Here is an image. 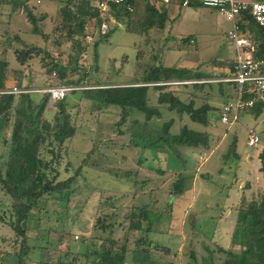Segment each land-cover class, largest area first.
Here are the masks:
<instances>
[{"label": "rangeland", "instance_id": "rangeland-1", "mask_svg": "<svg viewBox=\"0 0 264 264\" xmlns=\"http://www.w3.org/2000/svg\"><path fill=\"white\" fill-rule=\"evenodd\" d=\"M12 1L0 0V61L8 63L4 71L5 92L26 91L39 102L42 99L40 93L46 94L47 89L62 86V83L68 80H77L83 76L84 70L89 74L87 81L91 79L99 84L125 87L131 85L134 77L139 79L143 71L154 65L186 69L208 77L203 78L207 79L203 81L213 84H206L201 90L193 89L191 84L174 86V82L162 92L170 91L184 102L194 95L199 99L197 106L206 102L211 109L221 108L223 98L218 94V84L215 83L219 82L220 77L228 74L229 65L235 61L236 47L228 35L233 29V24L216 8L203 6L201 0L200 4L191 7L182 6L178 2L159 6L162 11H166L168 17L165 27L163 30L152 29L142 37L128 33L123 22H112L108 37L99 38L94 21L87 19L84 37L79 40L82 47L80 53L76 51L72 41L66 38L61 27L62 5L59 0H29L27 3L36 17L43 14L47 16L39 25L43 35L32 34L22 7L16 11L12 10ZM139 11L142 12V8ZM189 36L195 39V45L183 42L184 38ZM96 41L98 44L95 53ZM27 48L34 50L31 51L30 58L20 65L16 55ZM37 50L40 52L36 54ZM73 57L78 59L77 71L66 72L65 79L61 81L51 67L58 62L65 66ZM89 86L91 89L107 87ZM75 88L88 89L82 85ZM222 88L227 93L234 92V85L225 84ZM149 91L150 101L156 105L158 93L151 89ZM79 96V91L67 94L70 99H78ZM89 106V101L86 100L79 107L80 113L83 114L82 120L74 117L76 126L81 124L82 130L66 143L57 171L59 180L72 177L75 169L83 164L85 155L91 150H96L92 154L94 158L89 159L90 169L82 168L72 184L73 192L65 223L60 224L54 213L58 205L53 206L50 203L46 207L48 214L42 210L43 219L40 220L37 230L33 228V222H29L26 244L32 249L24 264H39L40 259H46L47 256L56 258L58 255L54 248L41 250L44 256L40 255L39 249L48 241L55 244L58 235L65 237L57 244L58 249L63 252L66 249L77 252L81 250V246L88 244L89 236L94 235L93 226L98 217V202L108 195L107 192L128 190L126 187H118L117 181L105 176L104 172L110 171L111 174L118 175L131 168L138 170L141 176L157 177L153 173L154 170L137 164L138 157L141 161L144 159L142 164H151L154 168L171 167V162L181 166L172 158L164 160L160 155L155 159L147 151L139 156V152L133 148L128 149L125 146L129 144L127 138L110 128L117 118L102 115L96 120L97 116L92 114V118L88 115ZM55 107L49 99L47 110L52 113H47L46 118L50 119ZM162 112V121L178 119L177 115L167 112V105ZM135 117L141 118L139 114H135ZM238 117L237 121L230 124H221L210 119L209 125L204 128L191 123L187 116H183L181 124L207 134L209 146L206 150H199L198 154L182 150L187 156L188 167L196 170L195 180L186 194L173 200L172 219L163 220V223L169 225V231L163 237L153 238L170 249L169 256L159 257L163 262L188 264L187 256L192 249L197 257L196 264H200V258L207 256L209 252L214 253V262L220 263L225 255L218 254L219 249H228L233 253L243 250L241 246L232 244L230 239L238 211L246 207L252 196L260 199L264 194L260 176L256 171L249 172L251 163L257 162V155L264 152V110L258 117L250 112H241ZM161 123L158 122L156 127L161 126ZM178 128L175 125L172 133H177ZM249 129H253L260 138L255 147L247 146ZM121 143L127 150L119 149ZM232 147L239 155V160L230 153ZM3 152L0 141V153ZM98 153L102 155L101 158ZM118 154L125 155L126 160L120 163ZM44 157L50 160L51 155L44 152ZM258 164L260 165L259 162ZM83 174L88 176L86 179H91L92 183L84 181ZM160 179L165 189L171 179H168V176ZM167 197L165 189L160 195L159 203H164ZM10 212L11 199L0 189V264H18L16 256L21 248V238L11 229ZM55 226L57 232H47L49 227Z\"/></svg>", "mask_w": 264, "mask_h": 264}, {"label": "trees", "instance_id": "trees-1", "mask_svg": "<svg viewBox=\"0 0 264 264\" xmlns=\"http://www.w3.org/2000/svg\"><path fill=\"white\" fill-rule=\"evenodd\" d=\"M28 1L13 0L12 10L16 11L22 7L29 30L32 34L43 35L39 25L47 16L43 14L36 17L27 6ZM59 2L62 5L61 27L66 38L72 41L79 53L82 50L79 40L84 37L87 19L94 21L99 38L108 37L112 22H123L128 33L142 37L152 29L163 30L168 19L166 11H162L154 0H125L123 4L112 6L106 19L108 31L100 35L102 20L95 8V0H59ZM254 2L264 3V0ZM198 4H200L199 0H190L188 6ZM140 8L142 12L139 11ZM235 24L239 34L248 39L254 47L253 55L259 57L264 54V29L252 19L249 12L241 11L235 19ZM183 42L194 45L196 43L190 36L184 38ZM97 44L96 41L95 53ZM33 50L27 48L17 54V62L23 65L30 58ZM39 52L37 50L36 54ZM77 62L78 59L73 57L65 66L59 62L55 63L51 70L63 81L66 72L77 71ZM7 65L6 61H0V141L4 150L0 153V189L11 199V229L21 238V248L16 256L17 263L24 264L32 249L26 244L29 222L32 221L33 228L37 230L40 220L43 219L42 210L48 214L46 207L50 203L53 206L58 205L54 213L60 224L65 223L73 192L72 184L76 176L80 175L82 168L90 169L89 159L94 158L92 154L96 150L94 152L91 150L85 155L83 164L75 169L72 177L59 180L57 171L62 158L61 152L65 150L66 143L82 130L81 124L76 126L74 117L77 116L82 120L83 114L80 113L79 107L87 100L90 104L88 113L90 117L97 116L96 120L102 115L117 118L110 128L127 138L129 144L125 146L128 149L133 148L137 153L139 152V156L147 151L155 159L160 155L164 160L172 158L181 166L178 167L176 162H171V167L154 168L151 164H142L144 159L141 161L138 157L137 164L154 170L153 173L157 177L141 176L138 170L131 168L118 175L111 174L110 171L104 172L105 176L117 181L118 187H126L128 190L110 192L111 194L107 192L108 195L98 202L96 206L98 217L93 226L94 235L89 236L88 244L81 246V250L60 251L57 244H60L65 237L58 235L55 244L48 241L39 249L40 255L44 256L41 250L48 251L49 248H54L58 256L56 258L47 256L46 259H40L39 264H173L172 261L165 263L159 259L162 256H169L170 249L154 241L153 238L163 237L169 231V225L163 223V220L172 219L173 200L186 194L195 180L196 170L188 167L187 156L182 150L198 154L199 150H206L209 146L207 134L181 124V120L183 116H187L191 123L205 128L209 125L210 119L221 123V108L211 109L206 102L197 106L199 99L194 95L184 102L170 91L166 93L162 91L174 82L185 81H192L191 87L201 90L206 84H213L203 81L207 80L203 78L208 77L186 69L152 65L148 70L143 71L139 79L134 77L130 86L115 87L112 86L114 84H99L91 79L87 81L89 74L84 70L83 76L77 80H68L62 83V86L56 87L80 85L86 88L90 87L89 85L107 87L71 91H79V98L70 99L67 95L64 96L62 100L54 103L55 112L48 119L47 113H52L47 110L48 94L40 93L42 99L37 102L32 94L26 91L5 92L4 71ZM229 66L228 74L219 79L234 74V62ZM215 84H218V94L223 98V104L236 97L235 84L223 82ZM225 84L234 85V92L231 94L225 92L222 88ZM150 89L158 93L156 105L150 101ZM243 98L248 100L254 98V95L245 94ZM165 105L167 112L177 115V120L170 118L162 121ZM263 110L264 102L256 101L251 108H246L242 112H250L258 117ZM135 114H139L141 118H136ZM160 121L161 126L156 127ZM175 125L179 127L178 132L172 133ZM119 149L127 150L122 143ZM44 152L51 155L50 160L44 157ZM230 153L239 160V155L235 153L233 147ZM258 156L264 189V152ZM98 157L101 158L102 155L98 153ZM118 160L121 163L126 160V156L118 154ZM164 176H168L171 181L165 188L168 193L166 201L159 203L160 195L165 190L160 178ZM87 177L82 175L84 181L92 183L91 179H86ZM50 230L57 232L56 226L49 227L47 232ZM230 242L241 246L243 250L240 253H233L228 249H219L218 254L225 255L220 263H215L214 253L209 252L207 256L200 258V264H264V194L260 199L252 196L246 207L238 211ZM187 257L188 264H196L197 257L192 249L189 250Z\"/></svg>", "mask_w": 264, "mask_h": 264}, {"label": "built area", "instance_id": "built-area-1", "mask_svg": "<svg viewBox=\"0 0 264 264\" xmlns=\"http://www.w3.org/2000/svg\"><path fill=\"white\" fill-rule=\"evenodd\" d=\"M158 6H168L173 3H181L188 6L190 0H154ZM125 0H95V8L102 20L99 34L104 35L108 31L106 19L112 6L123 4ZM205 7L216 8L220 13L226 15L232 22L233 29L228 33L229 38L236 47V57L234 61V74L218 80L223 83L236 85L237 95L221 107V124L235 122L238 114L246 108H251L256 101L264 102V54L255 57L254 47L251 42L238 32L235 19L241 11H248L252 19L264 29V3L262 2H240L237 0H201ZM191 82H181L176 84H190ZM76 90L72 86L54 87L46 90L51 102L56 103L63 99L69 92ZM245 94H253L254 98L244 99ZM260 141L259 136L253 130H248L247 146L255 147Z\"/></svg>", "mask_w": 264, "mask_h": 264}, {"label": "crops", "instance_id": "crops-1", "mask_svg": "<svg viewBox=\"0 0 264 264\" xmlns=\"http://www.w3.org/2000/svg\"><path fill=\"white\" fill-rule=\"evenodd\" d=\"M238 1V0H237ZM254 1H259V0H242V1H240V2H246V3H250V2H254ZM259 155V154H258ZM258 155H257V162H255V163H251L252 165L250 166V169H249V172L251 173V172H253V171H256L257 172V174L260 176V178H261V174H260V172H259V167H260V165L258 164V162H259V159H258ZM260 163V162H259ZM258 165H259V167H258ZM256 168V169H255ZM250 173H248V174H250ZM261 181H262V179H261Z\"/></svg>", "mask_w": 264, "mask_h": 264}]
</instances>
